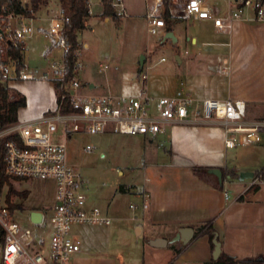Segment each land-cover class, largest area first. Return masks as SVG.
Here are the masks:
<instances>
[{
  "label": "crops",
  "instance_id": "0c3cea01",
  "mask_svg": "<svg viewBox=\"0 0 264 264\" xmlns=\"http://www.w3.org/2000/svg\"><path fill=\"white\" fill-rule=\"evenodd\" d=\"M187 1L170 0V22L164 21L165 26L158 27L155 34L162 35L163 38L165 33H173L176 38L175 42L172 41L176 46L175 56L171 59L161 55L154 62L150 56H144L143 63H147V66L143 93L151 98L189 96L199 102L205 99L242 100L246 107L245 118L242 121L244 125L264 120V21L256 20L252 11L247 9L239 18L230 22V27H218L214 25L212 18L199 19L188 15L185 11ZM88 2L91 4V12L77 37L83 30L94 33L96 26L101 23L108 24L113 19L111 16H102L103 6L100 0ZM123 2L127 15L118 17L123 21V26L132 18L147 19V15L154 8V0ZM204 4L215 17H220L224 24L228 22L226 5L225 11H219L207 2ZM162 7L163 3L156 7V13L161 17L164 10ZM59 11L58 0H46L30 16L32 24L39 23L33 32L37 30L47 38L46 31L50 19ZM188 18L192 22V28L187 27L186 32L181 30L178 32V25ZM166 39L163 38L162 42L164 43ZM52 44L45 53L49 65L40 70L31 69L28 73L33 78L40 71L43 78L51 82L49 79L53 74L50 68L51 61L62 58V50L61 54H55L58 47L60 49L61 47ZM82 46L88 47V42L83 41ZM162 57L164 60L158 62ZM23 61L22 54V67L27 71ZM142 66L143 64L140 68ZM148 70H151L149 74ZM7 84L13 88L12 80ZM94 87L93 83L89 84L90 89ZM19 90L26 99V105L20 107L17 112V117L23 116V121L35 120L45 110L50 109V103L40 108L37 106L31 108L32 98L29 89L22 87ZM113 93L119 94L114 90ZM160 128L163 131L151 137L130 135L142 138L141 163L145 167L159 168L161 172L159 176L146 177L141 183L131 180L119 185L122 189L117 190L122 195H112L102 209L112 217V220H116L115 226L121 222L129 229L126 236L130 239L127 244L129 255L117 251L112 257L88 256L90 247L105 240L95 234L93 225H109L111 222L75 223L71 232L80 241V249L75 253L83 254L80 256L75 254L73 261L80 264H204L212 257L213 250L207 233L195 236L193 234L191 240L184 245L178 240L170 239L181 226H191L195 233V226L205 220H211L221 249L225 252L239 258L264 255V182L259 183L256 191L245 193L255 177L240 174V170L235 166L236 159L231 150L236 146L229 148L224 144L227 136L225 123L220 120L209 122L187 120L160 124ZM260 133L262 142L264 130ZM194 167L224 168L226 173L223 176L222 188L213 185L215 182L211 175L203 176L197 171L185 174L181 172L183 169ZM165 170L170 171L169 174H165L166 177L163 176ZM230 171L235 175L230 176L228 173ZM243 171L254 173L251 168ZM123 197H130L141 203L146 202L147 206H140L139 209L128 212L122 203ZM86 203L88 206L92 205L87 197ZM84 225L91 227L86 230ZM76 226H79L82 238L78 236ZM155 237H164L168 241L164 246H154L149 240ZM116 244L123 245L122 237L116 239Z\"/></svg>",
  "mask_w": 264,
  "mask_h": 264
},
{
  "label": "built area",
  "instance_id": "2783aa9c",
  "mask_svg": "<svg viewBox=\"0 0 264 264\" xmlns=\"http://www.w3.org/2000/svg\"><path fill=\"white\" fill-rule=\"evenodd\" d=\"M28 0H21L22 3ZM206 0H188L185 11L199 19L212 18L218 27H230V22L249 9L254 18L264 21V0H227V19L224 24L206 8ZM114 13L118 17L127 15L123 0H112ZM90 3L88 9L91 12ZM162 0H154V8L147 15V29L151 34L165 26L163 18L156 13ZM68 17L60 10L51 17L46 37L62 49V58L52 60L53 74L49 79L56 91V106L30 121H17L0 129V138L13 135L5 142L3 151L4 170L11 178L21 181L30 179L50 180L55 183V199L50 206L49 221L52 224L48 240L36 239L31 230L23 227L11 207L13 198L7 199L6 189L0 191V264H68L71 254L79 251L80 241L71 230L75 223H110L112 217L98 206H88L83 190L84 181L76 166L67 159V139L73 134H128L151 137L162 132L160 124L169 122H209L220 120L225 123L226 147L249 145L262 140L264 120L249 125L242 123L246 114L242 100L205 99L201 102L189 96H161L151 98L107 92L95 94L78 77V66L70 70L66 60L69 47L62 31ZM34 31L32 19L7 5L0 7V80L33 78L24 67L17 68V60L6 53L9 48L20 51L25 39ZM77 50L75 51L77 57ZM160 58L158 62H162ZM77 65V58L74 61ZM146 78V72L142 75ZM61 130L63 141L54 139ZM91 145H85L90 150ZM258 178L252 180L257 183ZM225 192V196H226ZM131 202L130 207L135 208ZM142 207L147 203L142 202ZM41 210V209H40ZM43 218L39 222H43ZM30 217V216H29ZM31 221V219H30Z\"/></svg>",
  "mask_w": 264,
  "mask_h": 264
},
{
  "label": "rangeland",
  "instance_id": "374dc122",
  "mask_svg": "<svg viewBox=\"0 0 264 264\" xmlns=\"http://www.w3.org/2000/svg\"><path fill=\"white\" fill-rule=\"evenodd\" d=\"M206 2L219 11L226 10V0H207ZM121 21L120 19L117 21L112 19L108 24L101 23L96 26L94 33L83 30L77 37L79 43L77 49L78 77L87 86L90 83L95 86L88 92L104 94L114 90L119 94L143 96L145 93L142 91L144 89L142 75L146 72L147 63H143L140 68V57L150 56L153 62L161 55L165 58L174 59L176 46L172 44V40L166 39L163 43L162 35L149 33L147 19L132 18L126 22L125 26ZM191 23L189 18L184 19L177 27L178 32L179 30L186 32L187 27L192 28ZM33 25L36 28L39 23H33ZM83 41L88 42V47L82 46ZM52 45L51 38H45L37 30L33 32L30 38L25 39V47L21 51L27 72L35 68L40 70L49 65V61L45 59V53ZM61 50L58 47L55 54H61ZM150 71L148 70L147 74ZM39 81L41 82L39 83ZM49 82L43 78V73L39 71V74L33 79L12 80L11 86L17 92H20L19 89L22 87L29 89L32 98L31 108L36 106L40 108L50 103V109L44 111L47 112L56 106V91L51 82L50 90ZM18 121H23V116H18ZM54 136V139L58 141L64 139L60 129ZM87 144L91 145L90 150L84 149ZM66 145L67 159L76 166L78 173L82 176L83 190L87 199L92 206H98L101 209L105 208L112 195H122L117 190L119 185L131 180L141 183L144 178H154L161 173L159 168L145 167L141 163L142 138L140 136L113 133H76L67 139ZM231 153L235 155V166L240 170V174L247 168H251L253 171L259 170L264 166V135L262 142L237 145L231 150ZM230 158L234 157L230 156ZM189 171L195 170L193 168L183 169L181 172L185 174ZM163 172H165L162 173L163 176L166 177L165 174H169L170 171L165 170ZM14 188L18 191H28L25 198L13 197L16 208L15 218L23 227L29 228L36 239L42 238L46 242L52 230V224L48 217L50 206L55 199V184L50 180L30 179L14 182ZM130 202L139 203L137 204L139 207L131 208ZM122 203L125 204L128 212L137 210L141 206V202L130 197H123ZM36 208L45 212L44 221L41 223L30 221L29 211ZM115 223L116 220L113 219L109 225H93L95 234L105 238V240L103 243L98 240L99 243L96 246L90 247L88 256L112 257L117 251L129 255L127 244L130 239L126 237L129 229L121 222L117 226ZM84 226L86 230L91 227L90 225ZM75 229L78 236L82 238L79 226H76ZM120 237H122L123 245L116 244V239ZM75 254H71L68 264H80L73 261Z\"/></svg>",
  "mask_w": 264,
  "mask_h": 264
},
{
  "label": "trees",
  "instance_id": "16d2710c",
  "mask_svg": "<svg viewBox=\"0 0 264 264\" xmlns=\"http://www.w3.org/2000/svg\"><path fill=\"white\" fill-rule=\"evenodd\" d=\"M45 1L46 0H28L27 2L22 3L21 0H0V7L1 5H7L8 7L14 9L19 13L31 16ZM111 1L112 0H100L103 6L102 16H111L113 20L117 21L119 20V18L114 13V7L112 6ZM58 2L60 5V10L69 19L64 26L62 34L66 38L69 47L68 53H66L65 57L70 65V70H72L74 68H77V65L74 64V61L77 58L75 51L79 47L77 35L84 28L85 20L90 15L88 9V0H58ZM162 3L164 10L161 15L164 18V21L169 23L171 17L169 10L170 0H162ZM6 53L12 55L17 60V68L20 69L22 67V54L20 49L9 48L6 50ZM25 105V96L9 87L6 82L0 80V129L16 123L18 121V109L20 107H24ZM13 137V135H6L0 138V191L4 188L6 189L8 200L16 196L25 198L28 194V191L26 190H16L14 188V182L21 181V179L11 178L5 173L4 170V144L5 142L13 139ZM201 169V167L193 168V170L197 171L199 174L203 176L207 175L206 173L202 172ZM221 170L224 176L226 170L224 168H221ZM228 173L230 174V176L235 175L233 171H230ZM254 177L258 178V182L250 185L245 193L256 191L259 188V183L264 182V166L259 170L254 171ZM213 185L217 188H222V186H219L216 183H214ZM118 189L121 190L122 186H119ZM240 198H242V196ZM10 206L14 207L15 204L10 203ZM200 233H207L209 235L212 248L214 247L213 238L216 237L217 240H219L217 232L212 226L211 220H205L195 226L194 236ZM238 262L264 264V255L257 254L239 258L236 255L227 253L223 249H221L219 255L216 258L211 257L210 260L204 262V264H236Z\"/></svg>",
  "mask_w": 264,
  "mask_h": 264
},
{
  "label": "water",
  "instance_id": "95a60500",
  "mask_svg": "<svg viewBox=\"0 0 264 264\" xmlns=\"http://www.w3.org/2000/svg\"><path fill=\"white\" fill-rule=\"evenodd\" d=\"M164 39L166 38H170L173 42H175L176 38L173 35L172 32H167L165 33ZM143 59L144 56L140 57L139 63L140 65L143 64ZM202 172L213 176L214 178V182L219 185L222 186L223 183V174H222V170L218 167H207V168H202L201 169ZM244 176H248V177H253L254 173L253 172H243L242 173ZM29 216L32 222L34 223H39L42 218H43V212L40 209H31L29 211ZM194 234V230L193 227L191 226H181L177 229V231L175 232V234L172 236V238L170 239L171 241L174 240H178L180 242V244L184 245L186 244L189 240H191V238L193 237ZM167 239L164 237H155V238H151L149 240L150 244L154 245V246H164L167 243ZM213 243H214V247L212 250V257L216 258L221 250V246H220V241L217 240L216 237L213 238Z\"/></svg>",
  "mask_w": 264,
  "mask_h": 264
}]
</instances>
